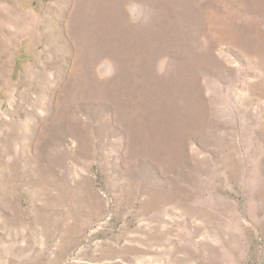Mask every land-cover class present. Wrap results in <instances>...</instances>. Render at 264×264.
<instances>
[{
  "label": "rangeland",
  "instance_id": "rangeland-1",
  "mask_svg": "<svg viewBox=\"0 0 264 264\" xmlns=\"http://www.w3.org/2000/svg\"><path fill=\"white\" fill-rule=\"evenodd\" d=\"M0 264H264V0H0Z\"/></svg>",
  "mask_w": 264,
  "mask_h": 264
}]
</instances>
